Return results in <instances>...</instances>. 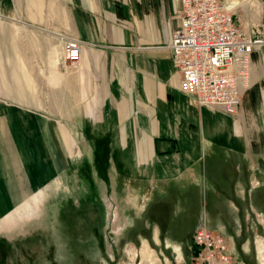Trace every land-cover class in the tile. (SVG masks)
<instances>
[{
    "label": "crops",
    "instance_id": "0c3cea01",
    "mask_svg": "<svg viewBox=\"0 0 264 264\" xmlns=\"http://www.w3.org/2000/svg\"><path fill=\"white\" fill-rule=\"evenodd\" d=\"M239 1L234 17L240 27L263 23L264 0L263 5L260 0ZM181 7V0H0V96L6 101L0 103V220L34 197L39 205L43 191L69 179L74 160L83 158L87 166L90 157L98 161V146L109 164H98L102 177L114 192L121 187L128 194L129 218L141 229L149 224L146 209L169 194L196 193L207 186L217 192L209 171L218 157L230 161L233 144L245 155L249 110L232 115L210 109L180 90L167 45ZM250 11L253 23L246 20ZM61 35L81 42L69 73V78L77 74L80 119L63 123L41 116L40 94L27 66L49 65V52L50 63L57 65ZM252 66L255 84L248 96L254 104L256 98L264 103V58L253 54ZM258 113L264 120V106ZM241 165L238 160L235 169L240 171ZM184 202L179 206L183 221L190 211ZM200 216L198 210L187 238L183 231L174 235L154 222L151 235L139 238L140 249L154 255L151 241L180 256L201 224ZM144 242L150 249L145 250Z\"/></svg>",
    "mask_w": 264,
    "mask_h": 264
},
{
    "label": "rangeland",
    "instance_id": "374dc122",
    "mask_svg": "<svg viewBox=\"0 0 264 264\" xmlns=\"http://www.w3.org/2000/svg\"><path fill=\"white\" fill-rule=\"evenodd\" d=\"M242 1L240 5L251 2ZM259 3L263 5V1ZM253 18L247 13L246 20L253 23ZM262 19L264 21V16ZM255 53L256 57L264 58V47ZM47 55L49 65L39 66L33 61L27 65L40 94L37 100L41 116L56 118L62 123L65 119H80L79 97L75 90L77 74L69 78L78 60H63L62 49L58 48L57 65L53 66L50 52ZM254 84L242 94L237 110L244 107L249 110L245 122L251 125V137L242 145L246 160L235 144L232 146L237 152L233 151L230 161L223 162L218 157L215 169L209 171L217 192L207 186L196 193L169 194L167 200H159L146 209L145 218L149 224L141 229V224L129 218L125 202L128 194L121 187L114 192L102 177L100 171L103 169L100 170L98 164L102 167L109 164L98 146L99 160L90 157L92 161L88 166L82 164L83 158L74 160L69 179L58 182L51 191H43L39 205L38 197H34L27 206L25 203L1 218L0 264H189L188 251L197 228L185 242L180 256L151 241L154 255L146 242L143 244L145 250L151 251L145 254L143 247L140 249L139 238L142 233L151 235L154 222L160 227H169L174 235L180 236L183 231L185 234L181 236L187 238L188 230L196 225L198 210L201 214L198 228L203 226L207 233L222 239L223 253L231 264H264V197L252 193L264 182V120L257 118L264 103L262 98H256L254 104L253 98L248 96ZM0 103H6L1 96ZM238 160L244 164L240 171L234 166ZM240 178L242 182L238 181ZM183 202L187 211L190 210L185 221L179 215ZM159 205L162 206L160 210ZM174 249L179 253L178 247Z\"/></svg>",
    "mask_w": 264,
    "mask_h": 264
},
{
    "label": "built area",
    "instance_id": "2783aa9c",
    "mask_svg": "<svg viewBox=\"0 0 264 264\" xmlns=\"http://www.w3.org/2000/svg\"><path fill=\"white\" fill-rule=\"evenodd\" d=\"M181 4L178 25L167 45L180 90L197 105L236 114L251 85L252 56L264 47V21L249 30L240 27L234 17L238 2L181 0ZM250 15L254 17L252 11ZM80 45L78 39L65 45V61L79 59ZM192 245L196 251L189 264H231L222 239L203 226L197 227Z\"/></svg>",
    "mask_w": 264,
    "mask_h": 264
},
{
    "label": "bare ground",
    "instance_id": "6f19581e",
    "mask_svg": "<svg viewBox=\"0 0 264 264\" xmlns=\"http://www.w3.org/2000/svg\"><path fill=\"white\" fill-rule=\"evenodd\" d=\"M70 39H73V40H70ZM74 39H76V38H71V37H66V36H64V35H61L60 37H58V42H59V47L58 48H60V49H62V53H63V56H64V60L66 59V57H65V48H66V44H69L70 42L72 43H74ZM252 79L251 80H249L248 82V84H251L252 83Z\"/></svg>",
    "mask_w": 264,
    "mask_h": 264
},
{
    "label": "trees",
    "instance_id": "16d2710c",
    "mask_svg": "<svg viewBox=\"0 0 264 264\" xmlns=\"http://www.w3.org/2000/svg\"><path fill=\"white\" fill-rule=\"evenodd\" d=\"M252 193H256L258 197L263 196L264 197V182H262V185L257 187ZM260 203V202H259ZM264 204V201L262 202ZM196 251V248L192 245L191 250L188 251V253L191 255ZM189 255V256H190Z\"/></svg>",
    "mask_w": 264,
    "mask_h": 264
}]
</instances>
